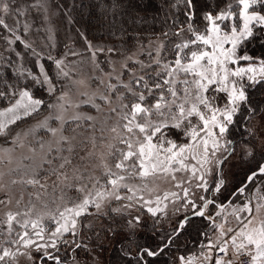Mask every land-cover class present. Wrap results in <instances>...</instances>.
Instances as JSON below:
<instances>
[{"label": "snow or ice", "instance_id": "6c2138e0", "mask_svg": "<svg viewBox=\"0 0 264 264\" xmlns=\"http://www.w3.org/2000/svg\"><path fill=\"white\" fill-rule=\"evenodd\" d=\"M169 3L151 39L135 27L149 0H102L104 38L77 30L84 52L69 35L54 56V17L76 5L0 0V264H104L114 241L115 264H264V0ZM85 52L96 75L74 79ZM197 218L214 235L181 253Z\"/></svg>", "mask_w": 264, "mask_h": 264}, {"label": "trees", "instance_id": "16d2710c", "mask_svg": "<svg viewBox=\"0 0 264 264\" xmlns=\"http://www.w3.org/2000/svg\"><path fill=\"white\" fill-rule=\"evenodd\" d=\"M59 2L65 3L67 5H71L74 3L76 5V7L71 8L70 10L71 19L74 22L73 24L69 25L68 20L64 15L59 16V32L61 28V30H63L64 35L65 31L67 33H72L78 42L80 41V38L77 36V30L84 32L88 36V39L92 40L93 42H96L98 39L104 38L101 35L103 29H101L99 25L105 23V18L100 15L101 9L99 7H93V5H99L102 0H59ZM213 2H216V0H213ZM149 3L150 7H148L146 11L140 12V16L143 17L144 20L142 23L135 26L136 30L141 32V34L146 38L156 39V37L159 36L160 38L164 39V37L160 34L163 31L167 30L163 23L165 15L170 14L172 12L169 0H149ZM220 3L222 6L223 0H220ZM162 5L163 8H161ZM176 14L179 15V13ZM181 20H183L182 16ZM59 37L61 38V34L59 35ZM146 42L147 39H145V43ZM36 95L39 98L44 99L47 103L52 101V98L48 97L46 94L37 93ZM47 110V108H43L39 113L33 115L32 117H29L24 121L18 122V125L26 123L29 119H33L39 115H42ZM16 127H14V129ZM245 167L246 166L241 165L236 166L234 168V176L237 177V179L243 178V170ZM205 231H209L210 234L214 235V233L211 232L208 222L206 220H201L199 218L195 219L193 222V226H191L182 237L183 243L181 244V253H196L198 251L200 242L203 240L201 233ZM115 243V241L112 242V244L106 247V249L103 251L104 253L101 254L102 261L104 262V264H109L110 261L112 262V264H115Z\"/></svg>", "mask_w": 264, "mask_h": 264}, {"label": "rangeland", "instance_id": "374dc122", "mask_svg": "<svg viewBox=\"0 0 264 264\" xmlns=\"http://www.w3.org/2000/svg\"><path fill=\"white\" fill-rule=\"evenodd\" d=\"M54 23L56 25L57 28V35H56V43H57V47L56 49L51 51L52 55H57L58 53H63L64 48H63V44L68 42L67 38L69 35L72 36V38L76 41L74 47L76 51L79 52H84V42L82 40H80L79 42L75 39V36L72 33H67L65 31V35L63 33V30H61L60 28V32H59V27H60V18L58 17H54ZM61 34V38L59 37V35ZM162 39V38H160ZM147 43V42H146ZM169 56H171V54H169ZM77 62V69H78V76L73 77L74 79H79V78H89L93 75H96V73L93 72L92 70V66L89 62L88 56L85 52V54L81 57H76V58H72ZM103 59V58H101ZM82 61V62H81ZM66 84L68 83L67 81L65 82ZM98 87V85L93 82L90 88V91H94L96 90V88ZM70 97L73 100V102H76L80 99L79 97V91L75 88V87H71L70 88ZM54 102V98H52V101H50L49 103H53ZM97 103H99V101H97ZM80 112L82 113H86V114H91V115H96V112L94 109H92L89 105H82L81 108L79 109ZM49 114V110H47L46 112H44L42 115H39L33 119H29L26 123H22L20 125H18L15 129H13V133L15 131H19L20 129H27L29 126L35 125L38 121L43 120L45 116H47ZM73 114V110H69L68 113L65 114V118H67L68 116H71ZM52 126H56L55 123L52 124ZM70 128H75L76 125L75 124H71L69 125ZM36 138L39 139H43V140H47L48 134L44 131V130H39L36 133ZM0 143H2V141H0ZM26 154V153H25ZM17 158H19L20 156V151L17 150ZM25 163H27V161H25ZM14 166V165H13ZM241 166V165H240ZM228 167L231 168V174L234 175L235 171L234 168L236 166H232V165H228ZM99 174V173H97ZM181 174H178V178ZM131 183L133 184H139L140 181L139 180H133L131 181ZM149 186L153 187L156 189L157 192L159 193H163L165 191H176V192H180V189H176L172 186V184L168 181H164V180H155V181H149ZM2 195V194H0ZM21 210L23 209L24 205L22 204L21 206ZM7 209H5L4 207L0 206V220H3L4 218V213ZM13 210H16L15 208H13ZM104 253V252H103ZM102 253V254H103ZM100 259L102 260V255L100 256Z\"/></svg>", "mask_w": 264, "mask_h": 264}, {"label": "crops", "instance_id": "0c3cea01", "mask_svg": "<svg viewBox=\"0 0 264 264\" xmlns=\"http://www.w3.org/2000/svg\"><path fill=\"white\" fill-rule=\"evenodd\" d=\"M237 203H239V202H237ZM231 211H232L231 208H229L223 214L224 216L227 217V219L229 221V224L226 225V227H228V226L235 227L236 226V221H235V218L231 215ZM217 222L219 223L221 221L218 220Z\"/></svg>", "mask_w": 264, "mask_h": 264}, {"label": "built area", "instance_id": "2783aa9c", "mask_svg": "<svg viewBox=\"0 0 264 264\" xmlns=\"http://www.w3.org/2000/svg\"><path fill=\"white\" fill-rule=\"evenodd\" d=\"M239 264H248V258H247V256L241 257V260H240Z\"/></svg>", "mask_w": 264, "mask_h": 264}]
</instances>
